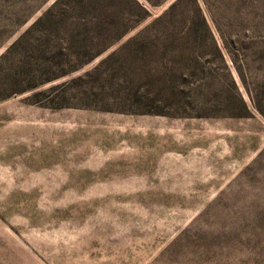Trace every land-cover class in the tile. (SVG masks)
<instances>
[{
  "label": "rangeland",
  "instance_id": "1",
  "mask_svg": "<svg viewBox=\"0 0 264 264\" xmlns=\"http://www.w3.org/2000/svg\"><path fill=\"white\" fill-rule=\"evenodd\" d=\"M173 1L0 0V264H264V0Z\"/></svg>",
  "mask_w": 264,
  "mask_h": 264
},
{
  "label": "trees",
  "instance_id": "2",
  "mask_svg": "<svg viewBox=\"0 0 264 264\" xmlns=\"http://www.w3.org/2000/svg\"><path fill=\"white\" fill-rule=\"evenodd\" d=\"M177 2H178V0L173 1L172 3H170V5L168 6V9H167L166 12L171 11L176 6ZM57 14H58L57 12H52L50 7H48L38 17H36V19L34 20V24H39V25L44 26V27H50V26L55 27V24L57 23ZM201 22H202V25H203L202 26V30L205 31V27H204L205 23H204L202 17H201ZM171 35L172 34H170L169 37H170V39H173V37H171ZM169 37L165 36V38H167V39ZM12 44H13V42L9 46H7V48L10 47ZM105 45H106V43L102 44L100 46V48L97 49V51L92 52V54L100 51ZM7 48L2 53H0V59L5 56V53L7 52ZM63 71L64 70L55 71V72L50 73V71L48 72V70L46 68H44V69H42V73H45L44 76L40 77L38 80H33V81H31L32 79H34L31 75L30 76H25L26 79H27V82L24 85H22V86L13 88L14 89L13 91H22L24 89L32 88V87L36 86L37 84H39L40 82H43V81H46V80H49V79H51L53 77L58 76ZM14 73H16V72L14 71ZM48 73H50V74H48ZM8 82H10L11 84L13 82H15V84H16V78L14 76H12L10 73H8L7 71L6 72H0V98L5 97L6 95H8L11 92V91H6L5 90L6 86L8 85ZM38 92L39 91H35L34 94H38Z\"/></svg>",
  "mask_w": 264,
  "mask_h": 264
}]
</instances>
